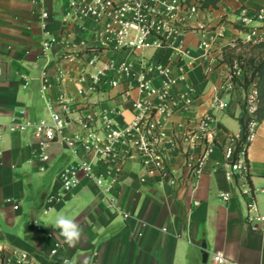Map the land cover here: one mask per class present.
I'll list each match as a JSON object with an SVG mask.
<instances>
[{
    "label": "crops",
    "instance_id": "obj_1",
    "mask_svg": "<svg viewBox=\"0 0 264 264\" xmlns=\"http://www.w3.org/2000/svg\"><path fill=\"white\" fill-rule=\"evenodd\" d=\"M70 1L0 0V124L5 131L0 140V260L19 264L18 253L26 252L34 264H211L203 263L205 250L223 251L231 264H264V234L246 223L248 198L241 193L243 185L250 187L264 214V121L248 149L247 179L230 181L222 169L223 149L244 132L237 119L242 108L230 104L236 94L229 87L232 73L240 82L244 74L222 62V49L246 40L249 28L261 25L253 15L264 8V0H221L217 9H201L182 19V33L165 47L154 37H149L153 46L143 52L94 41L92 49L100 50L97 69L128 60L136 75L120 78L108 69L110 79L96 84L97 70L86 65L93 22L71 19ZM52 38L56 41L45 50L44 42ZM203 43L209 46L207 55ZM70 51H80L76 60H67ZM144 58L168 64L169 76L148 72ZM179 71L185 73L181 81ZM142 76L168 89L167 97L152 98L153 118L165 136L167 160L160 165L167 166L168 174L127 155L120 145L102 157L89 153L82 142L74 154L67 144L74 135L88 142L106 120L117 125L134 121V102L143 98ZM217 95L228 107L213 111L214 137L191 146ZM52 114L67 124L63 136L47 145L31 130H5L14 120L50 119ZM88 115L94 119L91 129L81 120ZM84 159L92 161L94 178L81 174L78 187L49 205L50 195L62 193V170ZM221 194L231 198L224 201ZM109 198L119 211L110 207ZM58 214L83 228L76 247L64 243L53 227Z\"/></svg>",
    "mask_w": 264,
    "mask_h": 264
},
{
    "label": "built area",
    "instance_id": "obj_2",
    "mask_svg": "<svg viewBox=\"0 0 264 264\" xmlns=\"http://www.w3.org/2000/svg\"><path fill=\"white\" fill-rule=\"evenodd\" d=\"M40 1V0H34ZM204 0H71V19L84 20L89 19L93 22L92 39L89 47L94 46V41L101 43L114 42L115 47L119 50H127L132 52H143L151 48L153 45L149 41V37H154L161 47L168 46L171 40L182 33V19L192 16L202 8ZM184 14V15H183ZM47 12H42L43 18H48ZM254 19L261 22L260 26L251 27L247 32V39L251 43H264V8L258 9L254 15ZM71 21V20H70ZM56 39L44 42V49L47 50ZM204 52L208 54L206 43H203ZM103 47V46H102ZM101 47V48H102ZM71 49V47L66 46ZM82 50V49H81ZM93 50V51H92ZM88 54L86 65L97 70L92 78V84L98 81L110 79L107 75L108 69H113L120 78L134 76L135 70L133 64L124 60L120 64L115 63L104 69H97V56L99 49H92ZM82 52V51H81ZM80 51H70L66 58L74 61L78 58ZM144 66L150 73H158L161 75L170 74L168 64H163L154 58H144ZM237 66L234 67V69ZM184 71H179L178 80L184 79ZM235 74V73H234ZM136 77V75L134 76ZM229 87H235L233 75H231ZM46 79H43V90L46 89ZM170 82H174L171 80ZM112 85L117 82L112 79ZM92 86V85H91ZM139 89L143 94L142 99L134 102V121L129 125H117L111 120H106L103 127L93 130L89 135L91 139L88 142L83 141L82 136L74 135L67 142L74 154L78 153V145L84 142V147L89 153L96 152L102 157L108 156L116 150V146H122L129 156H137L145 163H153L164 174H168L167 166L160 165V162L166 163L167 155L164 146L165 136L163 129L159 123L153 118V100L154 97H167V87L157 88L149 80H144V76L140 77ZM222 90V88H221ZM80 93H84L81 89ZM228 107V103L224 101L221 95H217L210 104V110L199 121L200 131H197L191 138V146L195 145L197 140L212 139L214 137L215 127L213 111L224 110ZM258 110V90L255 83L251 84L247 89L245 99V126L241 137L231 138L230 144L223 149L224 156L222 161V169L228 180L234 181L236 178L247 179L248 177V149L254 141L261 121L257 118ZM83 126L86 129L92 128L94 119L92 116L81 117ZM67 121L57 114H52L50 119L41 118L37 121L20 120L11 122L5 130L11 133L25 132L31 130L33 135L40 139L43 145L58 141L63 136V128ZM4 126L0 124V140L4 136ZM177 146L175 139L171 140V145ZM48 159L47 156L43 157ZM199 163L197 166H201ZM195 175L200 172V167L194 170ZM94 178V168L92 161L84 159L73 162L65 167L60 174L62 193L50 195L48 204L54 205L63 200L66 193L71 192L80 184V175ZM175 183V181H172ZM97 184L103 186V181L98 179ZM241 193L248 199L246 201L245 221L250 229L254 232L264 234V214L260 212L259 205L254 197L250 187L243 185ZM231 194H221V199L228 201ZM110 207L119 211L114 200L109 198ZM195 205H198L195 202ZM18 209L19 206L15 205ZM47 212V210L45 211ZM128 215H125L127 217ZM34 226L38 231L43 230V226L39 222H35ZM51 236V235H50ZM59 244H56L58 247ZM208 261L211 264H231V261L223 251H214L209 254ZM19 264H34L28 253H18Z\"/></svg>",
    "mask_w": 264,
    "mask_h": 264
},
{
    "label": "trees",
    "instance_id": "obj_3",
    "mask_svg": "<svg viewBox=\"0 0 264 264\" xmlns=\"http://www.w3.org/2000/svg\"><path fill=\"white\" fill-rule=\"evenodd\" d=\"M220 1L221 0H204L202 8L217 9ZM235 42L241 44L243 41L242 39H238ZM231 45L229 44L223 47L222 62L227 64L231 69L237 66L243 72L244 82H240L238 78L233 76L236 89H248L251 84L255 83L258 90V110L256 116L262 122L264 121V43H259L257 46H254L253 48L255 50L259 49V51L250 54L237 53V47H232ZM241 108L242 112L237 119L240 124L245 126V106L241 105ZM222 128L224 129V127ZM0 264H4V262L0 260Z\"/></svg>",
    "mask_w": 264,
    "mask_h": 264
},
{
    "label": "clouds",
    "instance_id": "obj_4",
    "mask_svg": "<svg viewBox=\"0 0 264 264\" xmlns=\"http://www.w3.org/2000/svg\"><path fill=\"white\" fill-rule=\"evenodd\" d=\"M53 227L59 230V235L69 247H76L82 240L83 228L74 219L64 214H58L55 217ZM64 264H70V262L65 260Z\"/></svg>",
    "mask_w": 264,
    "mask_h": 264
},
{
    "label": "rangeland",
    "instance_id": "obj_5",
    "mask_svg": "<svg viewBox=\"0 0 264 264\" xmlns=\"http://www.w3.org/2000/svg\"><path fill=\"white\" fill-rule=\"evenodd\" d=\"M237 41V40H236ZM243 42L241 43V44H237L235 41L234 42H232V43H230V45L232 46V47H234V46H236L237 47V49H236V52L237 53H243V54H250V53H252V52H256V51H259V49L258 50H255L253 47L254 46H257L258 44H255V43H251V42H249L248 40H242ZM229 45V44H228ZM223 54V53H222ZM237 69H239L238 67H236ZM234 70V69H233ZM240 70V69H239ZM232 75L233 76H235L236 77V75L234 74V73H232ZM237 78V77H236ZM234 93L236 94L235 95V102H230V104L232 103H234V104H236V103H238L240 106L241 105H244L245 106V99H246V94H247V89H236V86L234 87ZM240 103H239V102Z\"/></svg>",
    "mask_w": 264,
    "mask_h": 264
},
{
    "label": "water",
    "instance_id": "obj_6",
    "mask_svg": "<svg viewBox=\"0 0 264 264\" xmlns=\"http://www.w3.org/2000/svg\"><path fill=\"white\" fill-rule=\"evenodd\" d=\"M206 248V245L205 244H203V249H205ZM208 256H209V253H207V251H203V254H202V257H203V263H207V261H208Z\"/></svg>",
    "mask_w": 264,
    "mask_h": 264
}]
</instances>
